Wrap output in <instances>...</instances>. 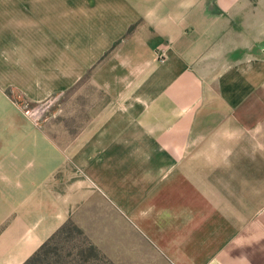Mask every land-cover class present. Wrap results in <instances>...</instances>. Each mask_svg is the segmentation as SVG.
<instances>
[{"label": "crops", "instance_id": "1", "mask_svg": "<svg viewBox=\"0 0 264 264\" xmlns=\"http://www.w3.org/2000/svg\"><path fill=\"white\" fill-rule=\"evenodd\" d=\"M68 223L113 264H264V0H0V264Z\"/></svg>", "mask_w": 264, "mask_h": 264}, {"label": "rangeland", "instance_id": "2", "mask_svg": "<svg viewBox=\"0 0 264 264\" xmlns=\"http://www.w3.org/2000/svg\"><path fill=\"white\" fill-rule=\"evenodd\" d=\"M54 97L41 102L15 100V104L23 108L30 120L38 125L48 112L58 105L59 101L52 103ZM47 252L49 254L42 258V264H113L112 261L103 258L98 251H93L87 239L74 228L67 229L59 236Z\"/></svg>", "mask_w": 264, "mask_h": 264}, {"label": "trees", "instance_id": "3", "mask_svg": "<svg viewBox=\"0 0 264 264\" xmlns=\"http://www.w3.org/2000/svg\"><path fill=\"white\" fill-rule=\"evenodd\" d=\"M69 228H74V230H76L79 234L83 235L82 231L74 226H71L70 223L66 224L63 228H61L50 240H48V242H46L38 252H36V254L30 258L25 264H42L43 262V257L44 256H48V252L47 250L49 249V247L51 246V244L62 234H64L66 232L67 229ZM90 248L93 251H96V249L90 245Z\"/></svg>", "mask_w": 264, "mask_h": 264}]
</instances>
